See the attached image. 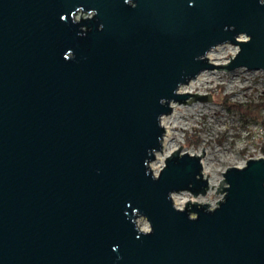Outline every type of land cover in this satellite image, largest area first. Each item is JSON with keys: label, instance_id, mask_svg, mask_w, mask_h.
<instances>
[{"label": "water", "instance_id": "water-1", "mask_svg": "<svg viewBox=\"0 0 264 264\" xmlns=\"http://www.w3.org/2000/svg\"><path fill=\"white\" fill-rule=\"evenodd\" d=\"M238 68L264 70V0H0V264H264V157L215 207L173 199L209 192L205 147L151 165L171 104L212 100L180 87Z\"/></svg>", "mask_w": 264, "mask_h": 264}, {"label": "rangeland", "instance_id": "rangeland-1", "mask_svg": "<svg viewBox=\"0 0 264 264\" xmlns=\"http://www.w3.org/2000/svg\"><path fill=\"white\" fill-rule=\"evenodd\" d=\"M218 47L221 48L223 63L228 62L239 51V46L230 43ZM202 73L203 78H208L209 81L196 80L192 93H210L212 100L179 103L180 118L178 126L172 129L171 144L176 149L183 146L184 151L191 152H200L205 147L208 173L213 177L216 186L211 187L207 195L197 198L186 191L176 194L180 199H195L215 207L224 196L223 193H217L223 172L231 166H244L250 158H258L264 154V138L256 129L263 122H244L241 112L238 109L230 110L227 102L242 105L263 104L261 115L264 119V85H260L258 79L251 80V73L245 68L230 72L213 69ZM196 103L201 105L191 109ZM163 149L161 155L167 153V149L171 150L169 146L165 149L164 145ZM141 223L149 227L145 218L141 219Z\"/></svg>", "mask_w": 264, "mask_h": 264}, {"label": "bare ground", "instance_id": "bare-ground-1", "mask_svg": "<svg viewBox=\"0 0 264 264\" xmlns=\"http://www.w3.org/2000/svg\"><path fill=\"white\" fill-rule=\"evenodd\" d=\"M221 48L220 47H216L214 49H212L211 51L208 52L207 57H208V61L213 63V64H221L223 63V61H221ZM204 73H201L200 75H198L195 79H192L191 81H189V83L182 85L179 89V92L181 93H192L194 92V88L196 87V80L197 81H201V82H208V78H203ZM232 84L235 85L232 81ZM172 111L163 116L162 118V125L165 128V135H164V139H163V145L164 148L167 149V147L169 146L171 148V150H175L176 148L174 146H172V140H173V128H176L178 126V119L180 118V111H179V103H175L173 102L172 104ZM197 105H201L199 103H196L194 105H192L191 109H194ZM170 149H167V155L169 154V152L171 151ZM203 150V149H202ZM202 150L200 152H191V151H187L193 155H201ZM171 151V152H172ZM205 151V150H204ZM170 152V153H171ZM206 152V151H205ZM207 153V152H206ZM165 155V156H167ZM167 158V157H166ZM165 158V159H166ZM164 162L163 157H161V155L159 153L156 154V160L155 162L152 164V167L154 168L155 171H157V168H160L162 165L160 163ZM160 164V165H159ZM202 165H203V173L204 175L209 179L210 182V186L213 188L214 186H216L213 177L210 176V174L208 173V168H207V157L205 156L202 159ZM243 166V165H241ZM209 174V176H208ZM173 199L174 202L177 206L182 207L183 204L185 203L186 199H180L179 196H177V194H173ZM202 202V201H201ZM139 222H141V220H139ZM142 228L144 230H148V226H143Z\"/></svg>", "mask_w": 264, "mask_h": 264}, {"label": "trees", "instance_id": "trees-1", "mask_svg": "<svg viewBox=\"0 0 264 264\" xmlns=\"http://www.w3.org/2000/svg\"><path fill=\"white\" fill-rule=\"evenodd\" d=\"M227 105L230 110L232 109H238L243 117L244 122L250 123V122H257V121H262L264 123V119L262 118L261 115V107L263 104H236V103H231L227 102Z\"/></svg>", "mask_w": 264, "mask_h": 264}, {"label": "built area", "instance_id": "built-area-1", "mask_svg": "<svg viewBox=\"0 0 264 264\" xmlns=\"http://www.w3.org/2000/svg\"><path fill=\"white\" fill-rule=\"evenodd\" d=\"M86 15H89V14H87V13H78L77 18L80 19L81 16L83 17V16H86ZM246 70H248L251 73V77H250L251 80L258 79L259 80V84L260 85L261 84L264 85V70H262V69H259V70H249V69H246ZM256 129L260 132L261 136L264 138V123H260L257 126ZM163 150L164 149H162V151ZM162 151H160L158 153L161 155ZM169 154H170V152H169ZM165 155H167V153H164L163 155H161V157H163V159H164V162L160 163L162 166L160 168H157L158 169L157 171H155L154 168L152 167L153 170H154V172H155V174H158L160 172V170L164 167V165H165V158L168 156V155L167 156H165ZM260 157H264V154L261 155ZM155 160H156V158H155ZM155 160L151 163V165L155 162ZM186 192H188V191H186ZM191 200L195 201V199H191ZM186 202H187V199H186L185 203ZM185 203L183 204V206L185 205ZM177 207H179V206H177ZM182 207H179V208H182Z\"/></svg>", "mask_w": 264, "mask_h": 264}]
</instances>
